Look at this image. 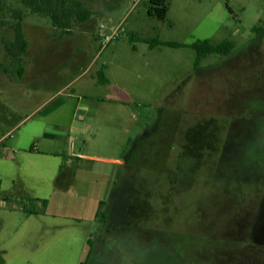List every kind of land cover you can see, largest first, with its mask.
I'll return each mask as SVG.
<instances>
[{
  "label": "rangeland",
  "instance_id": "obj_1",
  "mask_svg": "<svg viewBox=\"0 0 264 264\" xmlns=\"http://www.w3.org/2000/svg\"><path fill=\"white\" fill-rule=\"evenodd\" d=\"M51 1L59 10L61 0ZM79 1L103 12L90 27L119 24L108 40L87 39V59L93 47L129 37V29L140 38L183 44L227 39L235 48L228 56H207L194 72L191 48L148 52L136 42L152 67L136 73L110 66L112 83L121 86L123 76L131 96L118 119L104 117L82 145L81 153L97 159L74 163L76 178L63 180L60 191L46 179L50 171L35 165L42 185L22 179L11 188V200L2 204L0 197V235L34 238L14 248L10 263L80 264L91 238L88 264H264V28L252 31L264 19V0H168L166 21L147 15L148 0ZM13 10L25 22L31 52L23 63L31 74L4 104L12 123L0 136L19 124L1 150L3 143L39 147L42 132L60 121V86L68 77L53 52L51 21L20 0H0L2 64L11 69L2 42L13 40ZM51 35L60 37V30ZM102 92L114 95L111 87L91 90ZM4 163L23 173L16 163ZM4 183L11 187L8 178ZM43 200L50 202L47 214ZM30 252L37 253L34 260Z\"/></svg>",
  "mask_w": 264,
  "mask_h": 264
},
{
  "label": "crops",
  "instance_id": "obj_2",
  "mask_svg": "<svg viewBox=\"0 0 264 264\" xmlns=\"http://www.w3.org/2000/svg\"><path fill=\"white\" fill-rule=\"evenodd\" d=\"M86 8L92 12L90 19L84 23H78L72 19L70 35H62L60 31V37H52L51 32L55 28L51 25V22H48L51 26L49 27V36H51L53 52H57L60 55V70L63 69L65 73L68 74L66 81L60 86V93H64V97L60 98V121L48 125L47 131L42 132L39 137V139H42L39 143V147L32 144L29 146V149H26L27 146L17 147L16 144L12 145L10 143H3V149H0V163L2 165L0 168V197L2 204L11 200V188L18 187L22 182V179L29 182L34 180L33 182L42 185V182L39 179H43L42 177L44 174L42 171H35V165L41 170L43 169L44 172H48V170L50 171L46 179L50 180V182L55 180L53 183V188L55 190L60 191V188L62 189L66 187V184L62 182L63 180H67V184L71 180L73 182V179L76 178L79 161H91L97 159L85 153H81L82 145L86 144L87 140L89 142L90 138L93 136L92 130L96 128V124L98 122L100 124L104 117L108 118L110 121L117 120L119 116L118 111L123 110L121 108L126 107V100L131 96L126 87V85L130 87V84L127 79H123V76L121 78V86L116 83H120V81L112 83L108 76L109 67H117L121 69L122 72L139 73V71L142 72L145 67H152L154 64H149V59L144 54V51L142 53L139 47L136 48V50L132 48V43H130L126 34L121 35L119 38L109 40L107 44H103V46H100L101 44H99V50H96V46L93 47V50L87 59L84 52L87 43H91L94 40L101 43V40H104V37H107L106 35H112L114 33L119 24L115 27H108L105 22L104 24H101V28L96 27V25L90 27L89 23L93 22V18L96 16L100 18L103 12H101L99 8ZM35 14L36 16L41 17V19L47 21L44 18H47L48 16L39 13ZM24 26L25 22L23 19L22 29ZM129 30V33H132V30ZM24 32L25 30L23 29V33ZM98 35H100L101 38ZM87 36H89V38H87ZM27 42L28 48L23 57L24 61L26 58L25 55L31 52L29 40ZM157 48L158 47L150 49L148 47L147 51L152 52ZM83 67L84 69H82ZM191 69L196 72L199 68L193 70L192 64ZM100 71L103 74L104 82L99 81L98 73ZM75 72L80 73L75 77H71ZM30 74L31 73L25 66L24 74L20 79L5 74L0 69V128L4 127V124L11 125L12 121L9 117L10 112L4 104L13 96L16 90V85L23 84ZM136 83L137 82L135 81V84ZM97 86L107 89L111 87L114 95H110V92L92 94L91 90ZM68 90L69 92L66 93ZM112 105L116 107V111L111 114L113 109L111 108ZM50 113L51 112L48 114ZM133 118L135 119V117H132V119ZM76 119L81 122V124H76ZM18 124L19 123L16 125L12 124V127L7 129V131L0 136V145L3 141L7 142L6 137L18 126ZM53 131L57 133H54ZM186 139L187 134L184 136V140ZM3 154H6L7 157ZM4 162L16 163L18 167L23 168V173L16 174L13 170L12 164H6ZM110 162L121 165L119 160ZM74 163L77 165H74ZM7 178L10 181L11 187H8V185H5L6 183H4V179ZM43 201H46L45 205L42 202L45 214L48 211L50 202L48 200ZM23 210H25V208H23ZM98 212L99 211H96L95 213L96 218L101 215ZM25 223L28 232H31L32 223L29 221H25ZM2 227L3 224L0 221V229ZM29 235L30 234L24 235L23 238L14 236L12 233L3 236L0 235V264H11L10 262L13 254H15L14 248L19 244L25 245L27 240L31 238L32 240L34 239ZM88 241L91 242V255L87 260V264L92 256L94 246V242L91 238L87 239V245ZM89 250L90 247L88 245L87 254ZM36 257L37 253L35 252H30L28 254V258L31 260H34Z\"/></svg>",
  "mask_w": 264,
  "mask_h": 264
},
{
  "label": "trees",
  "instance_id": "obj_3",
  "mask_svg": "<svg viewBox=\"0 0 264 264\" xmlns=\"http://www.w3.org/2000/svg\"><path fill=\"white\" fill-rule=\"evenodd\" d=\"M68 0L60 1V9L54 7L51 0H20L23 5L29 6L33 13L44 14L48 16L54 28L61 31L62 35L71 34V20L76 19L79 23H84L90 19L92 12L84 7L79 0H74L71 6H68ZM147 15L159 21H166L169 11L168 0H148ZM229 9V8H228ZM230 10V9H229ZM12 17L16 20L11 24V29L14 33L13 40H3V48L10 60L11 69L5 67L0 61V69L5 74L13 73L16 78L20 79L24 74L23 56L27 51L28 42L25 38L22 29V13L20 10H13ZM264 28V19L258 20L257 24L252 28L253 32H259ZM129 41L132 43V48L136 50V42H143L148 45L150 49L156 47L182 48L189 47L195 51V59L193 63V70H197L201 62L209 55L215 54L219 56L229 55L235 48V44L231 40H223L220 42H213L209 39H196L191 44H183L175 41H162L159 38H140L134 33L129 34ZM100 82H104L103 74L98 73ZM103 202H100L102 205ZM46 204V201H43ZM99 213V212H98ZM90 250L87 254L86 260L81 264H87V260L91 255V242L88 241Z\"/></svg>",
  "mask_w": 264,
  "mask_h": 264
},
{
  "label": "built area",
  "instance_id": "obj_4",
  "mask_svg": "<svg viewBox=\"0 0 264 264\" xmlns=\"http://www.w3.org/2000/svg\"><path fill=\"white\" fill-rule=\"evenodd\" d=\"M135 1H137V0H135ZM105 39H107V40H108V38H106V37H105ZM105 39H104V40H105Z\"/></svg>",
  "mask_w": 264,
  "mask_h": 264
}]
</instances>
